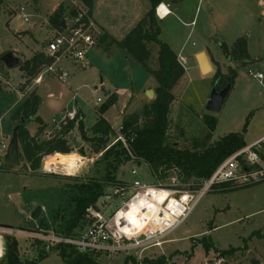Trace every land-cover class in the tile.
<instances>
[{"label":"rangeland","instance_id":"obj_1","mask_svg":"<svg viewBox=\"0 0 264 264\" xmlns=\"http://www.w3.org/2000/svg\"><path fill=\"white\" fill-rule=\"evenodd\" d=\"M72 1L0 0V59L10 52L22 64L34 54L44 52L46 43L54 33L48 23L49 16L60 4L68 9ZM105 1H109V7L104 8V23L111 27L113 37L110 39L117 43L132 29L136 16L141 15L142 19L145 16L142 12L143 1ZM163 2L170 14L159 22V39L177 55L178 60L181 57L185 61L182 66L184 75L173 90L167 141L192 149L194 142L208 146L230 133H241L247 147L262 140L264 81L259 83L249 73L264 74V0ZM20 8H24V12ZM23 15L28 16L27 22L23 21ZM239 38L245 39L249 55V59L242 62L229 57L233 43ZM149 47V67L154 70L157 68L158 48L153 44ZM120 50L107 58L98 53L91 56L90 60L86 59V68L73 67V79L68 77L65 82L45 75L38 84L34 80L28 83L18 66L9 69L0 60V228L60 233L72 209L69 199L74 192L70 186L79 180L103 179L105 163L100 160V153H95L90 143L82 140L76 127L65 138L73 149L69 157L78 160L81 157L82 161L69 170L64 169L63 160L66 157L61 154L44 159L36 172L31 171L28 163L21 159L17 167L8 165L4 156L16 125L11 117L21 104V94L28 88H31L29 94L35 92L42 101L37 116L43 121L48 134H41V140L52 137V123H58L62 111L71 107L84 114L86 136H92L90 129L86 130L85 127L90 128L95 123L97 111L106 102L108 91H116L118 95L116 104L104 114L112 128L121 125L123 119L131 114L140 116L144 106L152 101L144 91L142 93L152 77ZM200 52L206 54L212 67L211 73L201 74L196 60V53ZM216 71L221 74L218 85L222 86H217V91L225 87L233 72L236 76L230 83L220 111L208 113L206 104L215 85L213 76ZM70 85L78 96L76 106L71 99L73 93ZM155 86L148 90L154 91ZM129 92L131 95L128 97ZM206 116L216 121L212 133L204 123ZM142 121L140 119L138 124ZM35 124L27 123L31 131ZM115 137H110L106 149L112 146ZM80 147L82 153L77 151ZM46 160L47 165H54L49 172L44 167ZM112 162L115 164V161ZM131 170H136V177L130 175ZM110 174L124 182L135 179L145 185L157 183L149 168L135 162L131 155L128 161L118 163L115 170L110 169ZM180 176L175 171L169 178H177L181 185ZM110 190L108 188L107 192ZM110 200H102L98 204L106 218L118 206V203ZM36 208L41 209V214L37 221H32L30 216ZM254 232L264 233V181L229 192L213 190L206 193L186 221L167 236V242L161 248L112 258L90 256L95 264H218V261L220 264H252L259 256L264 257V238H257ZM16 238L20 258H34L36 249L35 245L30 244L32 239ZM229 249L242 250L218 258V252ZM38 264L65 263L57 252L52 251Z\"/></svg>","mask_w":264,"mask_h":264},{"label":"trees","instance_id":"obj_2","mask_svg":"<svg viewBox=\"0 0 264 264\" xmlns=\"http://www.w3.org/2000/svg\"><path fill=\"white\" fill-rule=\"evenodd\" d=\"M82 1L91 9V0ZM148 1L150 9L143 19L129 31L123 40L115 42L116 46L150 74L156 83L153 91L154 99L149 105L144 106L141 115L131 114L125 117L121 123L123 132L127 136V149L118 142L105 151L102 150L103 147H108L106 144L110 137L115 135L110 124L103 118L104 113L117 102V97L114 94L108 95L106 102L98 109L96 122L90 128L92 134L90 137L86 136L83 122L84 116L78 110L76 125L75 123H68L62 127L60 132L52 135L50 139L41 140L40 135L43 133L45 126L37 116L40 99L35 92L30 93L25 98L11 117L13 121H16L19 159L28 163L29 169L33 172L40 168L41 162L48 156L55 154L69 156L73 152L65 136L75 127L82 140L89 142L93 151L100 153V160L105 163V174L102 180L95 178L79 180L70 186L74 192V195L69 199L72 209L67 221H65L64 228L60 233L56 234L74 236L84 228V217L87 210L97 208L100 198L108 195L107 189L117 185H124V181L114 179L115 177L110 174V169L113 171L118 163L128 161L129 155L138 164L146 165L156 182L167 181L171 173L176 171L181 175V185L196 190L203 180L211 177L220 164L246 147L241 133H230L208 146L194 142L192 149L182 148L167 141L168 115L170 106L174 101L173 90L183 77L184 69L179 64L177 55L159 39L160 20L157 19L155 10L162 3V0ZM171 1L176 2L178 0ZM67 10V6L60 4L49 16L48 23L54 32L61 30ZM151 44L156 45L158 48L157 68L154 70L149 67V59L151 57L149 46ZM225 52H227L226 48ZM229 54V57L237 62L248 60L249 55L245 39L239 38L236 40ZM49 62L50 60L40 52L34 54L18 67L23 73L24 79L29 83V81L36 79ZM235 76L233 72L229 78L230 83ZM220 77L221 74L216 71L213 76L216 87H220L218 85ZM140 119L143 121L138 124ZM28 122H35L38 125L34 136H31L26 129ZM204 123L209 132L212 133L216 126L215 119L211 116H206ZM129 132L135 135L133 139H130ZM77 151L82 153V147ZM112 161H115V164ZM240 188L234 187L230 183H223L214 187L212 191L229 192ZM39 230L33 229L29 231L38 232ZM254 233L257 238H264V233ZM2 238L4 252L0 258V264H38L47 258L52 251L57 252L65 264H95L90 254L78 253L73 248L63 245L45 250L44 244L38 240L30 242V244L35 245V257L22 260L19 254L18 238L11 235H4ZM239 250L242 249H229L218 252V258L230 256ZM95 257L98 258L96 255ZM252 264H259V262L253 260Z\"/></svg>","mask_w":264,"mask_h":264},{"label":"built area","instance_id":"obj_3","mask_svg":"<svg viewBox=\"0 0 264 264\" xmlns=\"http://www.w3.org/2000/svg\"><path fill=\"white\" fill-rule=\"evenodd\" d=\"M157 8L155 14L158 19H163L170 14L168 10L159 15ZM19 10L24 12L25 9L20 8ZM23 21H28L27 15H23ZM63 25L64 28L54 32L45 45V50L42 53L50 62L36 77L35 84H38L45 75L65 82L70 75L71 68L85 69L88 54L98 45L102 37L101 29L93 20L90 9L82 0H73L70 3ZM178 62L183 66L185 61L180 57ZM249 75L259 83L264 81L263 73L250 72ZM77 97L76 91H74L72 100L75 106ZM97 102L101 103V100L97 99ZM77 114V108H65L59 122L52 123L53 133L60 132L62 127L68 123L76 125ZM112 129L116 137L111 145L120 142L127 149V136L123 132L122 126L119 125ZM129 135L130 139L135 137L131 132ZM50 138L48 136V139ZM2 148L6 149V146L2 145ZM46 158L48 159L50 156ZM47 161L44 163V167L49 172L54 168V165H47ZM81 161L80 157L78 163ZM92 161L91 159L90 162ZM130 175L136 177V170H131ZM263 181L264 138L227 158L209 179L200 183V188L197 190L181 186L177 178H168L165 183L157 181L155 185H145L134 179L132 182H125L124 185L112 187L106 197L100 198V203L109 198H111L110 201L118 203L116 210L108 218L104 216L103 210L98 205L96 209H88L84 217V228L74 236H63L44 230L32 232L0 228V239L4 235L25 237L42 242L45 250L63 245L73 248L78 253L93 254L98 258L101 256L112 258L121 254L133 255L151 248H161L167 242L165 241L167 236L186 221L199 200L214 187L230 183L239 188ZM159 194H163L162 200H159ZM135 200H143L144 205L137 204V227L132 228L128 226V220L122 211L131 208ZM217 263L220 264V261Z\"/></svg>","mask_w":264,"mask_h":264},{"label":"crops","instance_id":"obj_4","mask_svg":"<svg viewBox=\"0 0 264 264\" xmlns=\"http://www.w3.org/2000/svg\"><path fill=\"white\" fill-rule=\"evenodd\" d=\"M143 1V7H142V12H143V14L145 15L148 11H149V9H150V4H149V1L148 0H142ZM109 2V1H108ZM108 2H106L105 0H91V9H90V13H91V16H92V18H93V20L95 21V23L97 24V26L101 29V31H102V37L100 38L101 40H99V42H98V45L88 54V56H87V60L89 59L90 60V57L91 56H93V55H96L97 53L99 54V55H101V54H103V55H106V58L107 57H109V56H114L115 54H117L118 52V50H120L117 46H116V44H115V42L113 41V40H111L110 39V37L112 38L113 37V34L111 33V27L107 24V25H105V21H104V18H103V12H104V8L106 7V6H108L109 7V4H108ZM164 2H163V0H162V3L161 4H163ZM163 5H165V4H163ZM168 10V9H167ZM54 11V10H53ZM111 12H113L112 10H111ZM142 19V17H141V15H138V16H136V18L134 19V21L133 22H136V23H133V25H132V27L131 28H133L140 20ZM160 21H161V19H159ZM120 41V40H119ZM98 47H100L101 48V50H96V48H98ZM113 48H115V50L114 51H112L113 50ZM120 51H123V50H120ZM196 54H198V53H196ZM90 62V61H89ZM72 69V68H71ZM70 71V70H69ZM73 71V69L70 71L71 73H70V76L69 77H72V79H73V77H74V72H72ZM151 76V75H150ZM152 77V76H151ZM155 81H154V79H153V77L150 79V80H148L147 81V83H146V85H145V87H144V89L142 90V93H143V91H144V93L149 89V88H152V87H154L155 86ZM156 87V86H155ZM69 89L72 91V93L75 91V90H72V86L70 85L69 86ZM31 90V88H28V90H26V92L25 93H22L21 94V96H22V100H19V104L20 103H22L24 100H25V98L29 95V93H28V91H30ZM31 93V92H30ZM132 93V92H131ZM111 94H114V95H116L117 96V101H118V95H117V92L116 91H108L107 92V95H111ZM133 94V93H132ZM37 95V94H36ZM128 95V97L131 95L130 94V92H129V94H127ZM38 97H39V95H37ZM39 99H40V104L42 103V101H41V98L39 97ZM71 99H72V97H71ZM18 104V105H19ZM76 105H77V103H76ZM40 107V106H39ZM38 111H39V108H38ZM38 111H37V115H38ZM80 111V110H79ZM82 113V112H81ZM83 114V113H82ZM105 114V113H104ZM83 116H84V114H83ZM39 117V116H38ZM103 118H104V115H103ZM39 119L41 120V118L39 117ZM105 119V118H104ZM84 120V119H83ZM106 120V119H105ZM107 121V120H106ZM41 122L43 123V121L41 120ZM84 122V121H83ZM96 122V121H95ZM109 124H110V122L109 121H107ZM35 123V122H34ZM44 124V123H43ZM121 124V123H120ZM94 125V124H93ZM92 125V126H93ZM37 124H35V127H33V129H32V131L28 128V125L26 126V129H27V131H28V133L31 135V136H34L35 135V133H36V130H37ZM45 126V125H44ZM85 126V125H84ZM91 128V127H90ZM90 128H86L85 127V129L86 130H88V129H90ZM48 131H46L45 129H44V131H43V133L42 134H46ZM56 155H60V154H56ZM61 156H67V155H61ZM0 241H1V239H0ZM2 249H3V246H2ZM2 255H3V252H2ZM262 255V254H261ZM256 261H258L259 262V264H264V257L263 258H261L260 256H259V258L256 260Z\"/></svg>","mask_w":264,"mask_h":264},{"label":"water","instance_id":"obj_5","mask_svg":"<svg viewBox=\"0 0 264 264\" xmlns=\"http://www.w3.org/2000/svg\"><path fill=\"white\" fill-rule=\"evenodd\" d=\"M62 28H64V25L62 24ZM1 62L9 69L17 67L20 65V61L13 56L12 53L8 52L5 53L1 57ZM198 68L201 72L203 73H211L212 72V67L210 65V62L206 56L205 53L200 52L196 56ZM230 81L228 80L225 87L221 89L220 91L216 90V86L214 85L211 94L209 96V100L206 104V111L208 113H217L220 111L222 104L230 90ZM145 96L148 99L153 100L154 99V92L152 90H147L145 92ZM79 145H77L78 147ZM106 147H103V151H105ZM4 161L6 164L11 165V166H19V156H18V139H17V127H15L12 131V136L10 143L6 149V154L4 156ZM41 214V209L36 208L30 216V219L32 221H37L40 217Z\"/></svg>","mask_w":264,"mask_h":264},{"label":"bare ground","instance_id":"obj_6","mask_svg":"<svg viewBox=\"0 0 264 264\" xmlns=\"http://www.w3.org/2000/svg\"><path fill=\"white\" fill-rule=\"evenodd\" d=\"M167 7L165 5H159L157 8V12L159 15H162L163 13H166ZM80 160V159H79ZM79 160L77 158H71L69 156H67L64 160H63V165H64V169L69 170L73 167H75L76 165H78L77 163L79 162ZM49 165V164H48ZM65 170V171H66ZM73 171V170H72ZM76 171V170H75ZM159 200L163 199V194H159L158 196ZM137 204L140 206L144 205V201L143 200H135L132 203V207L129 209H125L124 211H122V213L126 216L127 220H128V226L135 228L137 227ZM2 244L0 241V255L2 254Z\"/></svg>","mask_w":264,"mask_h":264}]
</instances>
